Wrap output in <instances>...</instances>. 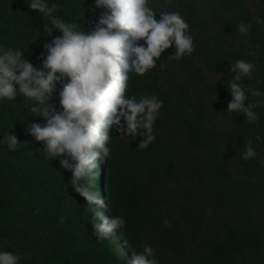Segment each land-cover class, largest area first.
Listing matches in <instances>:
<instances>
[{"label":"trees","instance_id":"trees-1","mask_svg":"<svg viewBox=\"0 0 264 264\" xmlns=\"http://www.w3.org/2000/svg\"><path fill=\"white\" fill-rule=\"evenodd\" d=\"M51 2L59 5L54 15L84 31L97 17L90 11L94 0ZM150 6L181 12L195 50L173 60L170 47L154 69L129 74L126 95L154 93L163 104L147 149L139 147L142 137L114 127L109 156L98 165L94 190L105 197L106 216L125 217L122 232L95 238L92 214L68 182L71 173L24 131L27 122L42 119L32 116L23 96L0 101V248L18 252L20 264H129L144 243L159 264H264V143L253 142V160L239 155L249 136L264 135V106L255 109L254 124L224 111L229 59L252 60V77L242 83L264 90V25L254 19L264 16V4L150 0ZM240 20L253 25L246 38L236 31ZM44 23L25 0H0V48H20L39 66L37 56L50 39L43 37ZM217 72H223L219 80ZM58 90L52 95L57 105ZM8 132L18 137L17 150L9 151Z\"/></svg>","mask_w":264,"mask_h":264},{"label":"clouds","instance_id":"clouds-1","mask_svg":"<svg viewBox=\"0 0 264 264\" xmlns=\"http://www.w3.org/2000/svg\"><path fill=\"white\" fill-rule=\"evenodd\" d=\"M258 2L264 4V0ZM25 3L41 14L43 37L50 39L43 42L37 56L39 66L20 48H0V101L23 96L32 116L42 119L43 123L27 122L25 133L42 142L43 154L58 158L60 167L71 173L69 184L83 197L85 213L92 214L93 235L104 241L126 226L124 216L104 214L102 209L108 207L105 197L94 190L98 165L110 153V132L115 127L122 135L140 136L139 147L147 149L155 140L153 125L163 104L154 93L126 95L129 74L144 75L154 69L161 53L170 47L169 59L192 54L194 37L181 12L157 11L150 0H94L90 11L97 10V17L86 21L91 25L87 31L54 15L59 5L51 0ZM254 19L256 25H264V16ZM252 27L240 20L236 31L246 38ZM54 31L59 35H53ZM249 54L254 57L256 50ZM229 61L231 75L226 84L230 99L224 111L231 117L232 113L243 114L248 124H254L260 117L255 109L264 106V90L251 88L242 80L252 77L255 64L244 58ZM164 67L161 63L160 68ZM217 73L219 80L223 72ZM58 85L57 105L52 95ZM3 139L9 151L20 147L14 133L8 132ZM254 141L264 143V135L247 138L239 154L244 161L258 156ZM59 219L63 221V217ZM20 261L18 252L0 248V264ZM129 264H159V260L154 248L144 243L131 253Z\"/></svg>","mask_w":264,"mask_h":264}]
</instances>
